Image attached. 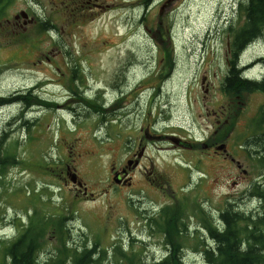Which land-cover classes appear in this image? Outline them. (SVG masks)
Here are the masks:
<instances>
[{
    "label": "rangeland",
    "instance_id": "obj_1",
    "mask_svg": "<svg viewBox=\"0 0 264 264\" xmlns=\"http://www.w3.org/2000/svg\"><path fill=\"white\" fill-rule=\"evenodd\" d=\"M81 1L11 0L6 7L1 22H12L23 10L36 22L24 31L15 25L0 28V96L14 97L35 87L42 98L62 108L41 107L23 127L20 122L6 124L20 105L0 109V139H4L0 141V160L6 149L19 160V164L8 166L7 178L0 185V217L5 213L8 218L19 215L30 224V217L37 211L52 216L62 213L71 220H67L66 228L72 248L79 252L85 245L93 248V244L102 243L107 263L120 264L115 255L116 242L125 243L130 234L142 235L141 226L146 225L143 215L159 212L164 205L188 200L184 211L191 215L190 202H208L207 207L217 218L226 209L240 215L262 209L263 201L250 196L257 182L261 184L258 189L264 191V168L257 162L264 157V142L259 139L263 131H252L254 125L256 128L253 119L264 108L262 100L253 97L248 102L228 139L229 149L231 146L240 155L242 169L209 153H205V161L202 151H195L199 156L185 153L165 138L175 135L205 141L219 127L214 114L227 101L219 87L228 67V30L209 48L198 43L214 27L218 7H227L231 1L155 0L148 8L140 0H97L93 3L100 7L91 8H82ZM47 20L56 29L37 33L38 24ZM159 27L163 45L173 46L175 51V64L166 79L169 64L163 59V45L152 39ZM7 33L10 37L6 38ZM16 33L26 35L8 48L5 44L9 39L12 44ZM263 54L264 46L252 45L242 59L251 62ZM259 67H254L250 75H257ZM204 75L214 88L207 94L200 85ZM71 79L72 91L69 87L73 84L68 83ZM145 87L149 90L141 95L138 105L135 97ZM98 88L107 91L106 104L103 97L97 98ZM153 91L156 97L147 99V93ZM120 96L122 103L112 111ZM82 97L89 102H83ZM102 107L109 111L101 112ZM6 128L9 132L2 135ZM142 146L145 151L133 170L132 186L113 183V174L125 168L127 160L140 153ZM189 165L191 173L207 171V183L202 189L198 186L197 190L180 191L188 178L182 168ZM75 175L80 185L72 183ZM197 178L196 174L192 182ZM234 180L239 184L233 186ZM47 184L53 186L54 194L43 189ZM74 206L77 212L71 209ZM241 216L237 225L243 226L245 221L241 219L245 216ZM196 219L194 216L190 222L196 225ZM14 223L15 228L5 232H16L20 225ZM183 242L185 249L202 244L188 234ZM209 243L213 247V241ZM57 246L58 234L48 231L43 258L54 255Z\"/></svg>",
    "mask_w": 264,
    "mask_h": 264
},
{
    "label": "trees",
    "instance_id": "obj_2",
    "mask_svg": "<svg viewBox=\"0 0 264 264\" xmlns=\"http://www.w3.org/2000/svg\"><path fill=\"white\" fill-rule=\"evenodd\" d=\"M10 2L11 0H0V18L4 16V9ZM243 12L246 13V25L233 32V36H235L233 46L235 59L239 50L243 49L250 41L264 34V0H249L246 7L243 8ZM49 28L56 29V27L50 25V20L47 23L42 22L40 32H48ZM225 84L226 91L236 94L240 93V91L252 92L254 90L264 93V78L258 83L249 82L241 77V73L236 70L234 65ZM29 93L27 98L16 97L7 102L21 100L25 104H29L31 92ZM5 102L6 100H0L1 105ZM262 123L257 124V129ZM259 139L264 142V134ZM5 153L6 155L0 161L1 178L5 176L6 161H11L14 158L9 155L8 149H6ZM260 163L264 165V157L260 158ZM3 183L0 181V184ZM256 194L259 195L264 203V192L256 191ZM185 209L164 210L161 221L157 223L158 226L156 228L162 233L164 231L168 233L169 241L175 249L173 251L174 254L171 255L165 264H180L177 250L181 245V236L178 237V235L182 232L181 228L186 226V222H184L186 218ZM239 216L241 215L237 213L224 212L222 220L226 229L218 232L212 227L211 235L216 243V254H214V258H212L213 255L209 256L210 259L208 261L213 264H264V206L261 215L256 220L251 217L241 219V221H245L243 226L237 225ZM29 223L30 226L26 227L17 238L2 243L0 246V264H67L70 260L73 261V264L93 263L91 255L94 250L89 251L85 247L83 252L79 253L66 245V226H64L62 217L53 218L47 214H36L32 216ZM49 230L59 234L60 247L57 248L54 255L42 259L39 255L43 254L44 239ZM172 239H175V241ZM129 261L133 263L134 258H130Z\"/></svg>",
    "mask_w": 264,
    "mask_h": 264
},
{
    "label": "flooded vegetation",
    "instance_id": "obj_3",
    "mask_svg": "<svg viewBox=\"0 0 264 264\" xmlns=\"http://www.w3.org/2000/svg\"><path fill=\"white\" fill-rule=\"evenodd\" d=\"M96 1V0H95ZM84 2H86L87 6L90 5L91 0H85ZM95 7H100L97 3L93 4ZM205 146V145H204ZM144 148V147H143ZM212 150V149H211ZM125 177V176H124ZM130 180H127V182L129 183Z\"/></svg>",
    "mask_w": 264,
    "mask_h": 264
},
{
    "label": "water",
    "instance_id": "obj_4",
    "mask_svg": "<svg viewBox=\"0 0 264 264\" xmlns=\"http://www.w3.org/2000/svg\"><path fill=\"white\" fill-rule=\"evenodd\" d=\"M20 16L22 18H27V14L24 11L20 14ZM16 19H19V16H17Z\"/></svg>",
    "mask_w": 264,
    "mask_h": 264
},
{
    "label": "bare ground",
    "instance_id": "obj_5",
    "mask_svg": "<svg viewBox=\"0 0 264 264\" xmlns=\"http://www.w3.org/2000/svg\"><path fill=\"white\" fill-rule=\"evenodd\" d=\"M144 113V112H143Z\"/></svg>",
    "mask_w": 264,
    "mask_h": 264
}]
</instances>
